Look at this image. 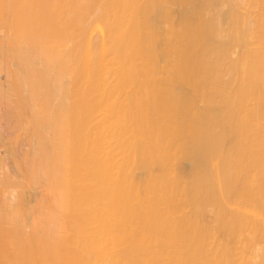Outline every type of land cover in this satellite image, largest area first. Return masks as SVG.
<instances>
[{
  "label": "bare ground",
  "instance_id": "6f19581e",
  "mask_svg": "<svg viewBox=\"0 0 264 264\" xmlns=\"http://www.w3.org/2000/svg\"><path fill=\"white\" fill-rule=\"evenodd\" d=\"M4 70L0 264H264V0H0Z\"/></svg>",
  "mask_w": 264,
  "mask_h": 264
},
{
  "label": "rangeland",
  "instance_id": "374dc122",
  "mask_svg": "<svg viewBox=\"0 0 264 264\" xmlns=\"http://www.w3.org/2000/svg\"><path fill=\"white\" fill-rule=\"evenodd\" d=\"M7 60H9V59H6L5 61H7ZM0 73H1L0 74V80L3 78V80H2L3 83L2 84L4 86L2 84L1 85L3 86V89L5 88L4 91L6 90L5 92H3V90H2V94H1V91H0V105H1L0 106V134H1L0 135V148H1L0 149V160H1V162H0V171L1 172L0 173H3L4 174V175L3 174L0 175V184H2V187L0 185V188H1L0 189V198L2 197L1 193L4 196V198H1L0 199L1 201H3L4 204L3 205L0 204V206L3 209V206L7 204V203L5 204V202H8L9 203L10 201L16 200V194H14V192L12 191V190L16 189V187H14V185L15 186L18 185L17 188L19 187V185L20 186L21 185L22 186L26 185V177H27V174L26 173H27V171H25V169L26 170L28 169L27 167L29 165V162L27 164V162L25 160L26 165H27L26 166L25 165V162H24V157H25V159L28 160V156L31 157V155H33V152H34V144H36V143H34V141H33V138L35 137V135L32 134V136H31V133H30L31 130H32V128H33V125L32 124H28V123H25L26 126L23 125L24 124V121L29 122L28 119L26 120V118H29L30 121L32 120V116L30 115V112L28 110H26V111H24L22 113L19 112L22 115L24 113V115L26 116V117H23L24 115L21 116V118L23 117L24 120L22 119V123H20L21 118L16 113L18 111H15V110H17L16 107H14V106H17V103H18V102H16L17 98L13 94L14 91L13 92H10L12 89H11L10 84H9V78H6L5 77L7 73H6L5 70L4 71H0ZM4 83H6V85ZM6 87H7V89H6ZM2 96H4V98H6V100H8V101L4 100V98ZM12 100H15V101H12ZM9 107H11V108L9 109ZM17 118L19 120H17ZM16 121H18V122H16ZM19 129H20V132H19ZM29 130H30V132H29ZM5 139H6L7 142H5ZM12 139H14V140H12ZM34 139L37 142L36 138H34ZM10 140H12V141H10ZM30 141H32V142H30ZM30 146H33V148L30 147ZM6 150H8V152ZM27 151H28V153H27ZM15 158H16V162H15ZM13 160H14V162H13ZM19 168L21 169V172H18L16 170V169H19ZM23 173H24V176H23ZM2 176L4 178H6V179H9V181L6 180V179H4ZM23 177L25 179H23ZM2 178L5 180V183H4V181H3ZM6 183L9 184V185L7 186ZM3 185L4 186L6 185L8 187V189L7 190L4 189V186ZM13 187H14V189H13ZM9 188H10V190H9ZM11 193H12V195H11ZM6 198H8L10 200L7 201ZM4 199H5V201H4Z\"/></svg>",
  "mask_w": 264,
  "mask_h": 264
}]
</instances>
